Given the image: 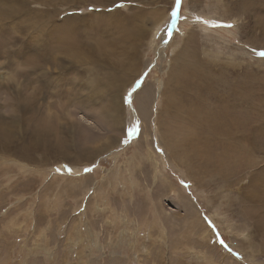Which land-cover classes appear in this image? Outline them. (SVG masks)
Wrapping results in <instances>:
<instances>
[{
  "label": "rangeland",
  "instance_id": "374dc122",
  "mask_svg": "<svg viewBox=\"0 0 264 264\" xmlns=\"http://www.w3.org/2000/svg\"><path fill=\"white\" fill-rule=\"evenodd\" d=\"M0 11V264H264V0Z\"/></svg>",
  "mask_w": 264,
  "mask_h": 264
},
{
  "label": "bare ground",
  "instance_id": "6f19581e",
  "mask_svg": "<svg viewBox=\"0 0 264 264\" xmlns=\"http://www.w3.org/2000/svg\"><path fill=\"white\" fill-rule=\"evenodd\" d=\"M0 14H3L1 11H0ZM10 14V13H9ZM8 14V15H9ZM4 16V15H3ZM139 16V15H138ZM138 18V17H137ZM139 19V18H138ZM141 25V24H140ZM134 31H136L137 33H136V35H135V39H134V35L131 33L130 34V38H132V39H134V44H133V46H135L136 44H137V42H138V40H139V42H141V43H143L144 42V39H145V35H146V31H145V29H143L142 27H140L139 26V24H137L136 25V27L133 29ZM153 32V31H152ZM9 34V33H8ZM137 41V42H136ZM159 42V41H158ZM145 43V42H144ZM172 44V43H171ZM174 45V44H173ZM176 45V44H175ZM132 46V47H133ZM137 46H139L138 44H137ZM165 47V46H164ZM163 47V48H164ZM174 47V46H173ZM166 48V47H165ZM172 48V47H171ZM136 49H138V48H136ZM156 49V48H155ZM174 49V48H173ZM163 50V49H162ZM137 51V50H136ZM208 53V52H207ZM136 54V53H135ZM180 54V53H179ZM18 54H15V57L17 56ZM183 56H185V55H183ZM187 56V55H186ZM135 57V56H134ZM182 57V56H181ZM37 60V58L34 60V61H36ZM186 61H187V59H186ZM188 62V61H187ZM198 63V62H197ZM195 67V66H194ZM203 66H201L200 64H199V66H198V68H199V70H202L203 68H202ZM107 68V67H106ZM192 68H188L187 66H183L182 67V71H183V73H184V79L186 78V74H193V75H195V73H193V70H191ZM195 71V70H194ZM196 72V71H195ZM198 73H199V71H197ZM202 72V71H201ZM205 76H206V74H205ZM206 78V77H205ZM168 80V79H167ZM43 85H44V83H43ZM46 85V84H45ZM75 84H72V86H74ZM169 86V85H168ZM162 88H164V87H162ZM163 91V90H162ZM142 92V91H141ZM158 92V91H157ZM161 93V92H160ZM140 94V93H139ZM17 95H18V93H17ZM37 95V94H36ZM162 96H163V94H162ZM164 97V96H163ZM162 97V98H163ZM133 98L135 99V100H137V104H138V107L137 108H139V109H143L144 108V106H145V104H141L140 103V99H138V96L137 95H133ZM158 98V97H157ZM159 99V98H158ZM168 100V99H167ZM23 101V100H22ZM35 101V100H34ZM33 101V102H34ZM117 101H118V104L114 107V108H117L118 110H119V97H117ZM36 102H37V100H36ZM136 102V101H135ZM147 102V101H146ZM168 102H170V101H168ZM24 103H25V101H24ZM31 103V102H30ZM35 103V102H34ZM170 103H172V102H170ZM165 104V103H164ZM166 104H167V102H166ZM173 104V103H172ZM171 104V105H172ZM22 105V104H21ZM31 105V104H30ZM34 105V104H33ZM121 105H122V102H121ZM171 105L169 106V107H167L169 110H170V108H172L171 107ZM177 105H178V103L176 104V107H177ZM24 106V105H23ZM147 106V105H146ZM164 106V105H163ZM173 106V105H172ZM122 107V106H121ZM175 107V106H174ZM165 108V107H164ZM181 109H183V108H181ZM138 110V109H137ZM149 110H150V108H149ZM166 110V109H165ZM178 110H180V109H178ZM187 110V109H186ZM189 110V109H188ZM140 111V110H139ZM163 111V110H162ZM182 111V110H181ZM192 111H194V110H192ZM138 112V111H137ZM141 112V111H140ZM146 112H149L148 110H147V108H146ZM177 111H174V113H176ZM184 112V111H183ZM196 113H194V115H193V122L194 123H196V124H201V126H203V131H208V132H210V136H212L211 135V132L212 133H214V134H216V133H218L219 135H221L220 134V131L219 130H221L222 132L224 131L223 130V128L221 127V126H223V125H219V124H217L216 123V121H214V123H215V127H214V125H213V123H212V121L209 119V118H207V116L205 117L204 115H200V116H198L199 115V111H198V109H196V111H195ZM168 113V112H167ZM138 114H139V112H138ZM182 114V113H181ZM26 115V114H25ZM113 115V114H112ZM139 115H141V114H139ZM117 115L115 114V116L114 117H116ZM148 116V115H147ZM150 116V115H149ZM204 116V117H203ZM11 117V120H12V122H13V120H16V118H14L13 116H10ZM182 117V116H181ZM180 117V118H181ZM116 119V118H115ZM179 119V118H178ZM218 119V118H217ZM149 120V119H148ZM7 121V120H6ZM115 121V120H114ZM119 121V120H118ZM123 122V121H122ZM146 122V121H145ZM179 122H180V120H179ZM181 123V122H180ZM219 123V122H218ZM8 124L9 123H7V122H5L4 121V119L0 116V139L1 140H3L4 141V139H7V138H9V137H11L12 136V134L11 133H9V132H7L6 131V127L8 128ZM184 124V123H183ZM185 124H187L186 122H185ZM13 126V125H12ZM184 127H185V125H184ZM181 128V127H180ZM201 128V127H200ZM220 128V129H219ZM12 131V133L13 134H15V132H14V130L12 129L11 130ZM202 131V130H201ZM28 132V131H27ZM124 132V131H123ZM185 132V131H184ZM221 132V133H222ZM37 133V132H36ZM191 133H192V131H191V129H189L188 130V133H187V138H186V140H188V142L189 143H187L186 141V143L189 145H192L193 146V144H191L192 143V141L193 140H195V139H197V135L196 136H193V137H191ZM207 133V132H206ZM224 133V132H223ZM182 134V133H181ZM201 134V133H200ZM205 135V134H204ZM223 135V134H222ZM185 136V135H184ZM206 136H208V135H206ZM215 136V135H214ZM214 136H212V137H214ZM225 136V135H224ZM227 137V136H226ZM221 138H222V136H221ZM224 138V137H223ZM222 138V139H223ZM221 139V140H222ZM8 140V139H7ZM182 140H183V138H182ZM220 140V141H221ZM224 141V140H223ZM181 142H183V141H181ZM205 142V141H204ZM5 144V143H4ZM181 144H183V143H181ZM220 144V143H219ZM223 144V143H222ZM106 147V146H105ZM193 148H194V152H192V154L194 153L195 155H197L198 157H199V154H201V152L199 151V149H198V144H195L194 146H193ZM201 149V148H200ZM100 151H96L95 153H93V155H95L96 153H99ZM100 153H102V152H100ZM185 153H186V151H185ZM203 153V152H202ZM205 154V153H204ZM92 155V156H93ZM184 155V154H183ZM220 163V162H219ZM264 228V227H263Z\"/></svg>",
  "mask_w": 264,
  "mask_h": 264
},
{
  "label": "snow or ice",
  "instance_id": "6c2138e0",
  "mask_svg": "<svg viewBox=\"0 0 264 264\" xmlns=\"http://www.w3.org/2000/svg\"><path fill=\"white\" fill-rule=\"evenodd\" d=\"M123 5H120V7H122ZM175 6L176 7H180L181 6V0H175ZM171 16H172V27L174 28V27H176V24H175V17L177 16V11L174 9L173 11H172V14H171ZM204 23H208V21H204ZM226 27H229V28H231V27H233V25H231V24H228V25H225ZM259 55L261 56V57H264V52H260L259 53ZM136 85L137 86H139V84H140V81L139 80H137L136 82ZM135 88H133V92H135ZM129 95H131V93L129 94ZM137 131V129L136 128H132V129H130L129 130V132L130 133H134V132H136ZM125 143H127V141H125ZM92 169H90V168H85L84 169V171L85 172H90ZM57 171H59V169H57ZM68 171L69 172H71V169H68ZM181 183L182 184H184L185 182L184 181H181ZM209 224H211V222L209 221ZM221 243H223V241H221Z\"/></svg>",
  "mask_w": 264,
  "mask_h": 264
},
{
  "label": "clouds",
  "instance_id": "9594fccd",
  "mask_svg": "<svg viewBox=\"0 0 264 264\" xmlns=\"http://www.w3.org/2000/svg\"><path fill=\"white\" fill-rule=\"evenodd\" d=\"M0 84L14 85L18 90L24 87L23 82L15 74L11 72L5 75L3 80H0Z\"/></svg>",
  "mask_w": 264,
  "mask_h": 264
}]
</instances>
